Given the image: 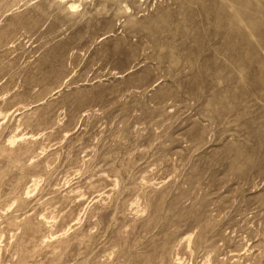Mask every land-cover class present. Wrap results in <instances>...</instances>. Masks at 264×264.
Masks as SVG:
<instances>
[{
    "label": "rangeland",
    "instance_id": "374dc122",
    "mask_svg": "<svg viewBox=\"0 0 264 264\" xmlns=\"http://www.w3.org/2000/svg\"><path fill=\"white\" fill-rule=\"evenodd\" d=\"M0 114V264H264L248 0H0Z\"/></svg>",
    "mask_w": 264,
    "mask_h": 264
},
{
    "label": "clouds",
    "instance_id": "9594fccd",
    "mask_svg": "<svg viewBox=\"0 0 264 264\" xmlns=\"http://www.w3.org/2000/svg\"><path fill=\"white\" fill-rule=\"evenodd\" d=\"M33 3L36 2V0H32ZM67 2V0H51L52 6H57V5H64ZM141 3H143V0H140ZM249 4L254 8V9H259L260 11L264 12V0H248ZM5 7H9L6 3L4 4ZM15 11V8L12 9ZM87 115V113H85ZM155 169H153L154 171ZM76 177H81V171H77L75 174ZM73 180L67 181V183H73ZM39 183H44L43 180L39 181ZM114 192L117 191V187H113L112 189ZM81 199H84L83 196H81ZM96 229L93 228L92 231H95Z\"/></svg>",
    "mask_w": 264,
    "mask_h": 264
},
{
    "label": "bare ground",
    "instance_id": "6f19581e",
    "mask_svg": "<svg viewBox=\"0 0 264 264\" xmlns=\"http://www.w3.org/2000/svg\"><path fill=\"white\" fill-rule=\"evenodd\" d=\"M67 1H70V0H67ZM72 1V0H71ZM69 10L71 12H75V10L78 8V6L75 4V3H70L69 5ZM1 116V114H0ZM18 129V128H17ZM19 132V131H18ZM28 139H34L33 136H26V134H21L20 136H13L11 138L8 139V142L11 144V145H14L16 142L18 141H25V140H28ZM45 219V218H44ZM179 260V259H178ZM182 264V263H181Z\"/></svg>",
    "mask_w": 264,
    "mask_h": 264
}]
</instances>
